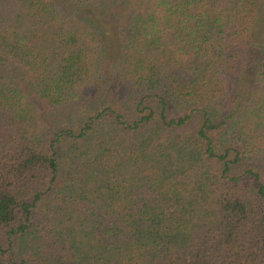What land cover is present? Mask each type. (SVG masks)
<instances>
[{
  "label": "trees",
  "instance_id": "16d2710c",
  "mask_svg": "<svg viewBox=\"0 0 264 264\" xmlns=\"http://www.w3.org/2000/svg\"><path fill=\"white\" fill-rule=\"evenodd\" d=\"M0 264H264V0H0Z\"/></svg>",
  "mask_w": 264,
  "mask_h": 264
}]
</instances>
